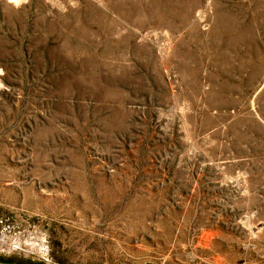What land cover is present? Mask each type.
I'll list each match as a JSON object with an SVG mask.
<instances>
[{
    "label": "rangeland",
    "instance_id": "374dc122",
    "mask_svg": "<svg viewBox=\"0 0 264 264\" xmlns=\"http://www.w3.org/2000/svg\"><path fill=\"white\" fill-rule=\"evenodd\" d=\"M0 262L264 264V0H0Z\"/></svg>",
    "mask_w": 264,
    "mask_h": 264
},
{
    "label": "water",
    "instance_id": "95a60500",
    "mask_svg": "<svg viewBox=\"0 0 264 264\" xmlns=\"http://www.w3.org/2000/svg\"><path fill=\"white\" fill-rule=\"evenodd\" d=\"M0 264H7V263H1V262H0Z\"/></svg>",
    "mask_w": 264,
    "mask_h": 264
}]
</instances>
